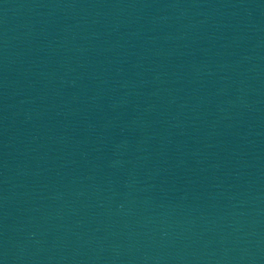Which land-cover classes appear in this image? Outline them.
<instances>
[{"label":"water","instance_id":"1","mask_svg":"<svg viewBox=\"0 0 264 264\" xmlns=\"http://www.w3.org/2000/svg\"><path fill=\"white\" fill-rule=\"evenodd\" d=\"M263 248L264 0H0V264Z\"/></svg>","mask_w":264,"mask_h":264}]
</instances>
